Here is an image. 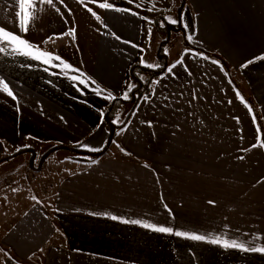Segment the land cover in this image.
Returning a JSON list of instances; mask_svg holds the SVG:
<instances>
[{
	"label": "crops",
	"instance_id": "crops-1",
	"mask_svg": "<svg viewBox=\"0 0 264 264\" xmlns=\"http://www.w3.org/2000/svg\"><path fill=\"white\" fill-rule=\"evenodd\" d=\"M185 2L182 43L168 55L176 67L153 82L151 95L109 144L101 113L129 95L132 65L154 66L151 24L177 21L179 0H53L55 8L41 0L22 6L0 0V28L29 41L33 56L38 46L63 61L44 64L11 45L0 52V80L16 97L0 89V165L30 155V171L44 160L69 159L58 167L50 216L40 210L45 240L37 244L30 236L39 231L34 220L17 233L29 228L27 238L13 229L1 240L0 219V252L11 253L14 264L29 263L41 248L42 264H264V253L223 246L236 240L264 247V148L252 147L260 131L247 102L254 101L264 121V0ZM69 29L74 34L62 36ZM58 145L104 153L68 156L75 152L53 150ZM217 237L220 243L210 242Z\"/></svg>",
	"mask_w": 264,
	"mask_h": 264
},
{
	"label": "rangeland",
	"instance_id": "rangeland-1",
	"mask_svg": "<svg viewBox=\"0 0 264 264\" xmlns=\"http://www.w3.org/2000/svg\"><path fill=\"white\" fill-rule=\"evenodd\" d=\"M177 7L179 8V6ZM162 11L164 10L162 9ZM151 26V32L148 36L150 38L149 47L152 51L156 44L158 50L160 43H162L161 41H165L168 39V43L165 47V52L167 55H169L171 48L174 49V47L182 43L183 38L180 34L181 32L169 35L168 33L159 32L156 29V25L153 23L151 24ZM152 63V65H154L152 67L159 66V62L157 59ZM131 111L132 106L130 104L123 105L115 118V123L118 125L124 123ZM261 143L262 140H260V144ZM65 154L68 156H80L75 153ZM32 156L33 155L31 154V159ZM29 158L30 155L27 157L20 156L10 164L4 162V165H0V219L1 226L3 228V232L1 233L3 234L1 240L5 235L9 238L11 234L8 235V233H10L13 229L15 231V236L22 235L23 238H27L25 233L29 232V228L23 229L21 231V234L17 233L24 227V225L28 221L33 220L34 222L39 221V231L36 233V230H34V232H29L30 236H33L35 238L37 244L47 237L49 229L47 226H45L43 218H41L40 210L41 208L47 209L48 215L50 216V207L52 205L55 192L54 183L59 176L57 170L58 167H60L64 163H67L69 159L61 158L59 162L53 160L48 161L46 164L44 160L40 162V167L38 169H31L30 171H26L25 168L27 167V164H29ZM21 173H23V175L27 173V177H25V175L22 177ZM16 174H18V176H15ZM33 175L35 177H33ZM11 179H13L12 183ZM13 185L15 187H13ZM20 224V228L17 229L16 227ZM10 254L11 253H4L3 255L0 252V264H14L16 261ZM44 254H46V250L41 248V250L36 253L38 259L35 256L27 264H42L45 260Z\"/></svg>",
	"mask_w": 264,
	"mask_h": 264
},
{
	"label": "trees",
	"instance_id": "trees-1",
	"mask_svg": "<svg viewBox=\"0 0 264 264\" xmlns=\"http://www.w3.org/2000/svg\"><path fill=\"white\" fill-rule=\"evenodd\" d=\"M179 8H178V19L177 23H171L165 18H157L153 22L156 25V29L159 32L162 33H168L169 35L173 33H180L183 31L182 24H181V14L183 7L185 5V0H179ZM163 25V26H162ZM159 48L157 50V60L159 62V66L157 67H151L147 65H142V64H134L130 67L129 69V77L132 82V89L129 92L128 98L125 99L123 97H119L114 99L111 104L107 107V109L103 113V120L105 124L107 125V128L109 130V144L112 143L114 140L118 129L124 127L126 123H128L130 116L132 115L133 111L137 108V106L144 100V97L147 96L149 97L151 95V87L153 82L159 78L160 76L164 75L167 72V69L169 68V57L165 52V47L166 44L168 43L167 40L161 41ZM185 45L189 46V42L186 40ZM196 50L208 53L206 50L198 47H193ZM221 64L224 67H227V64L225 61H221ZM247 102L251 106V109L254 113L255 119L257 121V125L260 129V140H262V143H264V121L261 117V114L251 98H247ZM125 104H130L132 106V111L128 115L127 119L124 121V123L118 125L115 123V118L121 109V107ZM58 149H65L69 151H73L79 155L82 156H90L93 158H98L100 157L103 153V151L96 152V153H91V152H86L82 151L80 149L76 148H70V147H65V146H55L53 150H58ZM22 151V150H21ZM25 151H30L32 156V159H34V153L32 150H25Z\"/></svg>",
	"mask_w": 264,
	"mask_h": 264
},
{
	"label": "snow or ice",
	"instance_id": "snow-or-ice-1",
	"mask_svg": "<svg viewBox=\"0 0 264 264\" xmlns=\"http://www.w3.org/2000/svg\"><path fill=\"white\" fill-rule=\"evenodd\" d=\"M18 2L20 3V5L22 6L23 3L25 2V0H18ZM60 3H63V0H59ZM81 2H83V0H81ZM129 2H131V0H129ZM141 2H143V0H141ZM41 3H47L48 5H51L52 7L55 8V4L53 3V0H41ZM140 5H137V7H139ZM99 7L101 8H105V9H112L113 5L109 4V3H101L99 5ZM90 12L92 11L91 9H88ZM117 11H126L124 9H116ZM150 11L152 10L151 8L149 9ZM56 11L59 13L60 9L56 8ZM17 15L19 16L20 13H17ZM93 15H95V13H93ZM167 20H169L171 23H177L176 20L171 19L170 17L166 18ZM163 26V25H162ZM185 27H187V25H185ZM21 30L22 31H27V27H26V22L25 21H21ZM75 29H69V31L67 33L62 34L63 35H72L74 34ZM151 32V30H149V33ZM62 38V37H61ZM189 40L192 39L191 36L187 37ZM49 40H55L57 39V37L52 36L48 38ZM48 41L46 40L45 43H47ZM8 45H11L12 48L11 50L13 52H16L18 54L24 55L26 57H31L33 59L36 60H42V62L44 64H50L51 60L55 59L57 61H60L61 63H63V61L61 60V57L59 56H53L51 53H45V52H39L38 46H35L37 48L38 51V55L33 56L31 49L34 47L33 45L30 44L29 41L22 39L19 35H15L12 32L6 31L3 28H0V52H5L6 51V47ZM183 61L182 60H178L177 64H182ZM53 66H58V65H53ZM65 68H69L71 67L70 65L65 64L64 65ZM176 67V64L171 65L168 69L167 72L171 73L172 69ZM47 70V69H46ZM76 71H79L78 69H76ZM73 79H76V77H73ZM82 83H85L84 81H81ZM94 83V81H93ZM156 83H159V81H156ZM131 85L129 86V90H131ZM0 89H2L4 92H6L9 96H11L13 99H16L15 95L13 94V92L11 91V89L8 87V83H5L3 80H0ZM108 98L110 99H114V97L109 96ZM124 98L127 99V93H125ZM148 97L145 96L144 100H147ZM101 115H103L101 113ZM255 119V117H254ZM150 125V122H149ZM260 129L257 126V133H259ZM119 135V133H117ZM262 147L264 148V143H261L259 145L254 144L252 147ZM84 147H87L86 145ZM90 150H94V151H99V149H90ZM247 150V149H246ZM129 154V153H126ZM243 157H241L242 159ZM209 204H214V201H209ZM165 207H167V205H165ZM170 211V210H169ZM112 220H118L120 219L117 216H111L110 217ZM123 223H132V224H141L142 222L140 220H122ZM142 227L156 231V232H160V233H172L176 236L179 237H185L191 240H196V241H203L206 239L205 236L203 235H197L194 233H187V232H182V231H175L171 228V227H164V226H157L155 224H151V223H143ZM211 243H220V238H214L210 241ZM223 246L226 248H239L243 251H251V252H259V253H264V247H246L244 243H237L236 240H232L231 242L225 240L223 241Z\"/></svg>",
	"mask_w": 264,
	"mask_h": 264
}]
</instances>
